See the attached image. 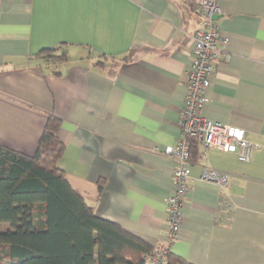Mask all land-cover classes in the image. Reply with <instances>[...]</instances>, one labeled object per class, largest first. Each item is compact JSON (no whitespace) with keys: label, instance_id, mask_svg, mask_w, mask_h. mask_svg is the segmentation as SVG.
I'll return each instance as SVG.
<instances>
[{"label":"crops","instance_id":"0c3cea01","mask_svg":"<svg viewBox=\"0 0 264 264\" xmlns=\"http://www.w3.org/2000/svg\"><path fill=\"white\" fill-rule=\"evenodd\" d=\"M219 3L224 58L202 114L243 129L255 148L244 162L195 142L171 252L192 264H264V0ZM200 25L196 0H0V145L33 155L55 114L71 186L98 216L167 244L170 152ZM204 167L229 183L203 179Z\"/></svg>","mask_w":264,"mask_h":264},{"label":"trees","instance_id":"16d2710c","mask_svg":"<svg viewBox=\"0 0 264 264\" xmlns=\"http://www.w3.org/2000/svg\"><path fill=\"white\" fill-rule=\"evenodd\" d=\"M60 124L48 115L33 155L0 145V224L9 223L0 229V264H146L154 246L98 216L58 166ZM167 264L192 263L171 252Z\"/></svg>","mask_w":264,"mask_h":264},{"label":"built area","instance_id":"2783aa9c","mask_svg":"<svg viewBox=\"0 0 264 264\" xmlns=\"http://www.w3.org/2000/svg\"><path fill=\"white\" fill-rule=\"evenodd\" d=\"M201 19L200 27L192 35L193 48L187 80V95L182 116V135L172 148L170 155L175 161L173 189L167 199L168 218L166 222L167 244L154 246L143 257L146 264H167L171 244L178 239L183 223L182 207L191 176V142L202 148H220L237 154L239 160L248 162L255 145L247 139L245 131L202 114L208 100L215 67L224 58L220 46L218 16L222 13L219 0H196ZM202 178L221 186L229 183V174L213 167H204Z\"/></svg>","mask_w":264,"mask_h":264},{"label":"rangeland","instance_id":"374dc122","mask_svg":"<svg viewBox=\"0 0 264 264\" xmlns=\"http://www.w3.org/2000/svg\"><path fill=\"white\" fill-rule=\"evenodd\" d=\"M8 227H9V223H7V222H3V223L0 224V229H1V230H5V229H7Z\"/></svg>","mask_w":264,"mask_h":264},{"label":"water","instance_id":"95a60500","mask_svg":"<svg viewBox=\"0 0 264 264\" xmlns=\"http://www.w3.org/2000/svg\"><path fill=\"white\" fill-rule=\"evenodd\" d=\"M219 17V15L218 16H215V18H218Z\"/></svg>","mask_w":264,"mask_h":264}]
</instances>
